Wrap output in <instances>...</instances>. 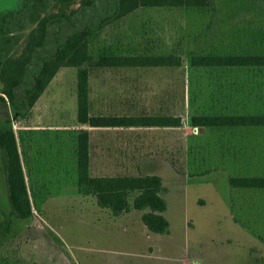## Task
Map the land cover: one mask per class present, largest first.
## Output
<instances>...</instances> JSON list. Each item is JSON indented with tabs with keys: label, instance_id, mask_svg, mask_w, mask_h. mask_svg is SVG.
Instances as JSON below:
<instances>
[{
	"label": "rangeland",
	"instance_id": "obj_1",
	"mask_svg": "<svg viewBox=\"0 0 264 264\" xmlns=\"http://www.w3.org/2000/svg\"><path fill=\"white\" fill-rule=\"evenodd\" d=\"M15 1L0 0V8ZM211 15L210 7L140 8L98 31L90 41L93 53L110 45L118 53L181 55L177 67L102 69L91 82V99L95 105L101 99L103 108L131 105L136 111L181 114L182 126L170 130H125L131 140L122 139L117 130L104 132L108 145H128L129 151L141 139L148 145L140 158L142 170L159 173L166 186L164 214L169 231H149L137 211L113 216L94 204L92 196L77 191L68 146L76 131L71 126L76 114V73L62 68L26 116L12 121L32 214L19 219L10 212L0 163V264H264V234L262 239L254 236L243 210L240 220L235 218L228 202L231 188L224 177L213 188L188 175L195 172L196 153H201L196 150L202 147L199 131L189 119L201 112L205 74L213 73L191 66L189 52L201 47L213 53L264 52V20L250 23L242 17L224 22L211 46L196 45L189 35L203 31ZM20 123L60 124L62 130L63 124L68 125L66 134L46 126L38 127L32 136L28 132L30 144L25 147ZM166 154L177 170L162 158H153ZM109 165L102 172H118ZM203 193L208 196L206 204L197 200ZM261 215L257 225L264 231V205Z\"/></svg>",
	"mask_w": 264,
	"mask_h": 264
},
{
	"label": "trees",
	"instance_id": "obj_2",
	"mask_svg": "<svg viewBox=\"0 0 264 264\" xmlns=\"http://www.w3.org/2000/svg\"><path fill=\"white\" fill-rule=\"evenodd\" d=\"M147 7L212 8L204 30L189 35L196 45L203 42L207 47L217 38L222 24L232 18L242 17L250 23L264 20V0H16L13 5L0 8V163L5 196L16 218L30 217L32 204L12 121L26 116L62 68H72L76 73L73 123L77 125L120 127L121 136L127 139V128L182 126L180 113L136 111L131 105L93 110L90 77H98L100 70L182 64L181 55L176 53H118L110 45L91 51L90 41L95 33ZM189 62L191 66L264 65V52L213 53L201 47L189 52ZM189 124L198 129L264 125V113H194ZM138 137L140 140L143 136ZM75 142L76 186L80 194L94 197L97 205L113 216L139 212L149 231H169V220L164 214L166 186L160 175L142 170L140 158L148 146L141 143L142 139L132 148L134 154L128 145L117 147L124 153L122 158L108 162L118 172L103 175L90 173L88 131L77 130ZM168 160L172 165V159ZM228 181L232 187H264V176H231Z\"/></svg>",
	"mask_w": 264,
	"mask_h": 264
},
{
	"label": "crops",
	"instance_id": "obj_3",
	"mask_svg": "<svg viewBox=\"0 0 264 264\" xmlns=\"http://www.w3.org/2000/svg\"><path fill=\"white\" fill-rule=\"evenodd\" d=\"M195 67L208 71L211 70V72H213L205 74V78L208 80L206 81L204 79L203 89L200 93V98H202L200 103L201 112L197 113H264V65H201ZM91 82L92 77H90V86ZM44 92L45 90L33 105L39 101ZM92 106L93 110L95 107L99 110L104 109V104L101 99H98L96 105L94 104V101H92ZM63 125L64 126H62V130L60 129V124L44 123V126H46L48 130L63 131L64 134H66V127L68 124ZM19 126L20 135L24 138L23 142L25 147H27V145L30 144V141L28 142L26 138L28 132L32 133L38 131L39 129L37 128L42 127L43 124L20 123ZM71 126L72 128H75L76 131L86 130L89 133V169L92 175L107 174L102 171H105V169L108 168V160L122 158L124 153L121 150L116 149V144L110 143L108 145V140H106L104 134V132H107L108 130H117L120 132V137L122 138V128L92 127L87 125H77L75 123H71ZM132 129L135 128H127L125 130ZM150 129L159 128L153 127ZM162 129H165V127ZM196 129L199 131L202 143V147L196 151L200 150L201 153H196L198 159L196 157L194 160V166L196 167L195 172L193 174H188L191 177L194 176L195 181L200 184H210L213 188H218L217 183L219 182L220 177H224V179L229 184L228 179L231 176H264V125L219 126ZM167 130H170V128H167ZM76 131L73 129L74 133H72L70 145L67 144L70 146V158L74 168L76 159ZM32 135L33 133L31 136ZM128 139L131 140L132 137H129ZM67 142L68 141L66 139V143ZM162 142L164 151V137L162 138ZM107 145L110 147V149H108ZM19 151L22 161L21 148ZM35 151L36 148L34 152ZM207 151H210V154H207ZM127 154L130 155V153ZM153 158L154 160L162 158L163 161H166L170 164L169 160L164 156H155ZM150 173H156L160 175L157 172ZM185 176L187 177V173ZM230 188L231 189L228 191V202L230 203V207L234 212L235 218L240 220L238 218L241 217L239 211L243 210L247 223L253 226L251 232L254 234V236L262 239L261 235L264 234V231L260 229V226L257 225V222L262 220V215L260 216V214L262 205H264V187L230 186ZM92 198L95 204L96 201L94 197ZM197 200L201 204H206L208 196L203 193ZM101 209L104 210V208Z\"/></svg>",
	"mask_w": 264,
	"mask_h": 264
}]
</instances>
